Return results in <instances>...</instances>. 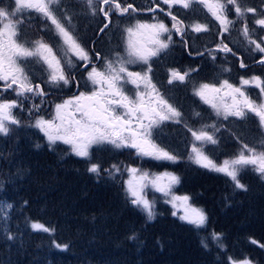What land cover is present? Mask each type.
<instances>
[{"label": "snow or ice", "instance_id": "snow-or-ice-1", "mask_svg": "<svg viewBox=\"0 0 264 264\" xmlns=\"http://www.w3.org/2000/svg\"><path fill=\"white\" fill-rule=\"evenodd\" d=\"M61 0H0V92L5 95L14 94L15 99L0 97V140L7 141L12 138L15 128L21 126V120L13 113V109H23L28 98L32 103L28 107L31 118L30 127L42 133V139L47 142L49 149L58 146L62 142L68 146L69 153L77 157L85 158L86 171L92 174L97 181L101 179L115 180L122 175L118 163L110 164L107 168L99 161H93L91 149L93 145H111L114 148H127L135 150L138 155L153 157L157 160L175 162L179 157L164 147L159 146L152 139L165 122L174 121L183 123L193 138L189 159L195 164L212 171L226 174L231 178L233 191H247L248 187L242 183L239 177L240 170L246 166H252L259 179L264 181V141L256 146L247 143L240 145L239 152L232 157H226L222 163H217L203 150L204 144L217 145L218 133L224 129V123L214 122L211 125H201L193 130L184 121L183 113L171 103L160 91L157 83L153 82L152 73L153 58L159 59L167 55L173 45V35L179 38L181 47L189 56L203 57L207 55L212 61L218 58L219 53L231 54L239 59L240 69H247L244 60L239 57L238 51L229 47L224 40V34H231L237 24L236 30L240 32L251 51L258 54L257 63L264 64V36L254 38L255 26L264 30V0L259 7L244 6L239 0H151L150 6L137 7L128 0H87V9L95 17H101V23L97 26L95 36L104 38L108 29L112 27V17L118 18L132 15L150 13L151 22L135 19L134 22L121 27L119 39L124 45V53L111 50L102 55L97 50V41L93 39L87 46L81 42L80 37L72 31L73 16L66 8H60ZM194 5H201L207 9L214 18L217 34L221 37L214 42L212 47L196 51L193 45L186 39L189 34H203L212 30L209 23L193 20L186 23L177 14H174V6L183 9H191ZM162 12L171 20L169 26L160 20L155 13ZM31 19V13L39 14L42 23L41 30H54L56 36L62 41L61 56L58 57L53 48L43 40L26 41L20 39V30L24 24L25 14ZM234 14V15H233ZM254 17L253 28L250 29L248 16ZM231 17V18H230ZM50 22V23H47ZM166 37V38H165ZM111 40V36H108ZM38 58L45 66L46 80L35 83L33 77L22 66L27 58ZM98 63L101 66H98ZM138 64L140 71L130 70V66ZM79 67L83 74L84 87L91 85L90 91H81L80 79L76 76ZM186 67L183 70L177 67H168L167 84L187 83L191 74L198 70ZM224 71H229L225 68ZM42 84L49 89H59L70 84L76 85L78 94H73L60 99L59 102L49 101L52 109L50 118L40 115L47 96ZM126 85H132L134 95H129ZM253 85L259 89V102L252 99L245 91V86ZM192 93L204 103L209 104L217 117L223 121L229 118L243 120L248 113H254L259 118V128L264 135V75L241 76L238 84L229 80H220L219 83L201 82L193 84ZM39 99L40 103H35ZM193 116L199 117V113L193 112ZM217 123L220 127H217ZM237 141L240 136L231 129H224ZM199 142L200 146H197ZM36 147H40L39 144ZM2 155V154H0ZM128 179L123 180L127 202L139 209L146 220H152L156 216L154 202L148 199L146 188L151 185L156 191L165 197H170L167 203L172 205V215H179L181 221H186L194 226L197 231H207L206 236L200 238V246L206 251L216 248L220 255L217 264H260V261L250 255H242L236 258L228 254V247L223 240L224 233L214 228L207 230L208 214L191 203L189 194L176 195L172 188L180 183V177L174 172H162L152 174L147 170H141L132 165H125L124 170ZM23 175V170L16 169V173H4L8 183H13L15 176ZM5 180H0V225L3 226L4 238L13 242L17 240V234L11 231L9 222L14 208L23 210L29 201L21 198L17 205L15 201H9L2 196ZM229 201L228 195L224 197ZM95 218V217H93ZM31 229L40 230L54 236L55 229L41 223L38 219H30L25 216ZM128 240L139 239L136 231H131ZM249 240L264 249V243H260L251 237ZM51 246L59 250L70 248V242H58L50 240ZM4 264V261H0Z\"/></svg>", "mask_w": 264, "mask_h": 264}, {"label": "trees", "instance_id": "trees-1", "mask_svg": "<svg viewBox=\"0 0 264 264\" xmlns=\"http://www.w3.org/2000/svg\"><path fill=\"white\" fill-rule=\"evenodd\" d=\"M185 108L180 107L184 121L190 127H200V118L193 116L200 109ZM162 129V140L174 139L166 143L168 150L181 158L180 162H153L143 160L133 150L95 145L90 150L93 161H99L105 168L118 163L123 173L115 180L97 181L86 171L85 158L70 154L63 143L49 149L42 133L27 122L14 127L12 138L0 144V180H5L2 196L17 205L21 198L29 204L23 210H12L9 227L17 234L16 241H7L0 225V261L4 264H217L221 254L216 248L206 251L200 246V238L207 231H197L181 221L179 215L173 216L176 209L167 201L151 193L157 214L150 221L127 202L123 180L128 174L123 171L124 166L141 165L177 174L180 183L175 185V193L189 194L191 203L203 208L209 216L207 230L214 228L224 233L228 254L236 258L247 254L264 264V249L249 240L251 237L264 243V181L254 171L244 170L240 178L248 190L233 191L231 178L226 174L183 158V144L190 146L192 140L183 123L168 121ZM225 129H231L240 139L237 141L224 130L225 146L236 150H206L216 162L237 154L242 143L252 142L245 134ZM177 143L181 148L172 147ZM17 168L23 170V175L8 183L4 173L15 174ZM225 195L229 201H225ZM25 216L53 227L54 236L31 229ZM131 231L137 232L138 240L126 238ZM51 239L70 242L71 246L67 250L56 249L51 246Z\"/></svg>", "mask_w": 264, "mask_h": 264}, {"label": "flooded vegetation", "instance_id": "flooded-vegetation-1", "mask_svg": "<svg viewBox=\"0 0 264 264\" xmlns=\"http://www.w3.org/2000/svg\"><path fill=\"white\" fill-rule=\"evenodd\" d=\"M96 3V0H93ZM128 2L134 3L137 7L150 6L151 0H142L137 2L134 0H128ZM60 8H66L67 11L72 14V31L74 35L80 37L81 42L87 46L91 45V41L95 39L97 41V50L101 52L102 55L108 54L111 50L120 51L124 53V45L120 42L119 35L121 27L134 22L135 19H142L151 22L152 15L150 13H144L142 15H132L125 16L123 18H118L117 16L112 17V27L108 29V33L104 38H97L95 32L97 31V26L101 23V17L99 15L93 17L87 9V0L78 2V0H61ZM174 14H177L181 19L185 20L186 23L193 20H199L200 22L209 23L212 26V30L203 34H189L186 37L189 44L193 45L196 51H202L204 48L212 47L214 42H217L221 37L217 34L215 27L214 18L211 17L210 13H206L207 9L201 7L200 5H194L191 9H183L180 6H174ZM28 13L25 14L24 24L20 30V39L26 41H36L43 40V42L48 43L52 48L54 53L60 57V49L63 47L62 41L52 33V30H41L42 20L39 14L31 13V19H28ZM155 15L163 20L169 26L171 25L170 18L166 17L162 12H156ZM234 15V14H233ZM231 18V17H230ZM254 18H248L250 29L253 28L252 21ZM50 23V22H47ZM240 25L237 24L235 28L232 29L231 34H224V40L229 43V47H232L234 51H238L239 57L244 60L247 65V69H240L239 59L233 57L231 54L225 55L223 53L218 54V58L212 61L207 55L203 57L189 56L185 50L181 47L179 38L173 35V45L168 50L167 55H162L159 59L153 58V82L157 83L160 91L165 94V97L174 103L177 107L179 105H186L188 98L192 97V87L193 84L198 85L201 82L206 83H219L220 80L227 79L233 84L239 83V78L241 76H251V75H264V64L257 63L259 60L258 54L251 51L250 46L247 41L244 40L242 34L236 29ZM111 36V40L108 39ZM259 36H264V30H261L259 26H255L254 38ZM166 38V37H165ZM22 66L27 70L29 75L33 77L35 83H40L46 80L45 66L38 58H27ZM98 66H101L98 63ZM199 66L198 70L191 74L187 83L184 84H174L169 86L167 84V73L166 69L168 67H177L183 70L186 67L196 68ZM227 68L229 71H224ZM132 71H140L141 67L138 64L130 66ZM76 76L80 79L81 91H90L91 85L84 87L83 74L80 72L79 67L76 69ZM46 92L51 94L47 96L45 100L44 107L41 109L39 114L49 117L51 108L48 106L49 101L59 102L60 99L66 98L73 94H78L76 91V85L70 84L68 86L59 89H49L46 84H42ZM129 95H134V90H129L126 88ZM245 91L248 95L259 102V89L255 88L253 85L245 86ZM0 97L5 99H15L14 94L5 95L0 92ZM197 101H202L199 97H196ZM40 102L39 99L35 102ZM32 103V98H28V102L25 103L23 109L15 108L13 113L20 119H24L26 115L27 124H30L32 120L35 119V114L30 118L28 114V107ZM233 119V118H232ZM235 122L233 126L242 128H248L252 135L256 138L257 150H261L259 144L264 141V135H261L262 130L259 128V118L255 116L254 113L249 112L247 117L243 120L233 119ZM224 123L222 119L218 120ZM217 122V121H216ZM211 125V121L208 122ZM217 127L220 124L217 123ZM163 126L154 133V142L161 146ZM177 129V128H174ZM222 132V133H221ZM221 135V136H220ZM218 144L211 145L207 144L204 150H236L235 148H227L226 135L224 130L218 133Z\"/></svg>", "mask_w": 264, "mask_h": 264}, {"label": "rangeland", "instance_id": "rangeland-1", "mask_svg": "<svg viewBox=\"0 0 264 264\" xmlns=\"http://www.w3.org/2000/svg\"><path fill=\"white\" fill-rule=\"evenodd\" d=\"M201 6V5H200ZM202 7V6H201ZM206 13L208 14V12L206 11ZM132 66V65H131ZM126 88H128L129 90H134V88H133V86L132 85H126L125 86ZM197 97V96H196ZM40 103V102H39ZM200 103V107H199V109H200V111H205V108H204V106H203V104H202V102H199ZM209 105V104H208ZM210 107V111H209V116H210V121H211V124H213L214 122H216L217 121V119L219 120V118L216 116V114H215V112L213 111V109L211 108V106H209ZM179 110L180 111H182L181 109H180V107H179ZM51 111H52V109H51ZM51 111H50V113H51ZM41 112V111H40ZM41 115V114H40ZM49 118V117H48ZM231 119V118H230ZM200 120L202 121V118H200ZM233 122H235V121H233ZM193 128V130H197V129H199L198 128V126H193L192 127ZM37 130V129H36ZM38 131V130H37ZM238 131H239V133L240 134H246V131L245 130H240V129H238ZM39 132V131H38ZM250 134V133H249ZM43 135V134H42ZM4 141L3 140H0V144H2ZM193 139L191 140V142H190V146L188 145V144H183V147L185 146V150H183L184 151V156H183V158H185V159H188L189 158V155H190V150H191V147H192V144H193ZM58 143V142H57ZM60 143H62V142H60ZM197 143V146L199 147L200 146V144H199V142H196ZM206 146H207V144H204L203 145V150L206 148ZM66 147H67V150H69L68 149V146L66 145ZM132 151V150H131ZM205 151V153L206 154H208L209 155V153H207L206 152V150H204ZM257 151H260V150H257ZM238 152H239V150H238ZM133 153H136L135 152V150H133ZM139 157L140 158H142L143 160H145V159H148V161H153V162H155V161H162V162H166L167 160H157V159H155V158H153V157H148V156H141V155H139ZM180 159L181 158H179L177 161H175V162H172V163H176V162H180ZM223 161H221V162H217L218 164L219 163H222ZM137 168H139V169H141V170H147V171H149L150 173H152V174H156V173H162V172H165V171H167V172H171V171H169V170H152L151 168H149L148 166L147 167H143V166H141V165H138V166H136ZM244 170H252V171H254V169H253V167L252 166H246L245 168H243V169H241L240 170V173H239V177L242 175V172L244 173L245 171ZM255 172V171H254ZM127 179H128V175H127ZM240 180H241V178H240ZM241 182L242 183H244L242 180H241ZM175 185L173 186V188H172V191L175 193ZM146 195H147V197H148V199H150V200H152L153 201V199H152V197H151V193H154L155 195H156V197H159V198H161V199H163V200H165V201H167L168 199H170V197H165L162 193H160V192H158V191H156V189L155 188H153L151 185H148L147 186V188H146ZM257 192H258V194H259V191L258 190H256ZM176 194V193H175ZM176 195H178V194H176ZM199 208H201V207H199ZM203 209V208H202ZM176 211L179 213V209H176Z\"/></svg>", "mask_w": 264, "mask_h": 264}]
</instances>
